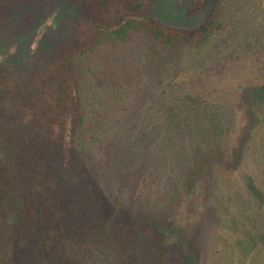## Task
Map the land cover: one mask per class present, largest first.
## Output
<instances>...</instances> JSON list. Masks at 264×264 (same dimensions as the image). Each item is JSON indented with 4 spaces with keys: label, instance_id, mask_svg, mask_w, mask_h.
I'll return each mask as SVG.
<instances>
[{
    "label": "rangeland",
    "instance_id": "1",
    "mask_svg": "<svg viewBox=\"0 0 264 264\" xmlns=\"http://www.w3.org/2000/svg\"><path fill=\"white\" fill-rule=\"evenodd\" d=\"M95 1L0 0V187L8 192H0V244L6 200L34 193L44 205L52 264H108L104 254L113 264H181L180 249L164 244L143 217L182 220L205 264L216 233L227 232L217 219L220 193L234 197L232 210L242 218L252 214L259 222L262 213L247 182L252 177L264 189V105L250 95L251 86L264 83V0H225L223 25L209 40L167 43L138 31L89 56L76 53L80 99L72 95L66 115L54 100L45 106L20 97L8 78L30 79L53 67L60 50L84 36ZM191 1L155 0L151 10L193 27L214 0L196 15L187 13ZM192 98L215 111L223 129H200L198 111L185 108ZM47 143L41 171L23 151ZM80 160L88 161L92 187L110 200L107 208H127L148 234L101 221L80 182ZM84 244L97 246L100 257Z\"/></svg>",
    "mask_w": 264,
    "mask_h": 264
},
{
    "label": "trees",
    "instance_id": "2",
    "mask_svg": "<svg viewBox=\"0 0 264 264\" xmlns=\"http://www.w3.org/2000/svg\"><path fill=\"white\" fill-rule=\"evenodd\" d=\"M154 1H95L94 18L91 23L85 25L84 36L78 38L72 46L61 49L53 67L48 66L30 79L22 78L20 81L13 77L8 78L12 80L10 81L11 88L17 90L20 97L26 98L29 102L33 99H43L41 102H44L46 106L54 100L57 102V109L60 113L66 115L63 112L67 111L72 95L76 96L77 102L80 99L77 89L79 75L75 70V62L71 58H75L76 53L89 56L105 41H127L138 31L151 33L167 43L190 41L193 36H200L204 40H209L215 32L213 30L216 27L221 28L223 25L220 20L223 15L222 5L225 0H214V4L204 20L193 27L180 26L159 19L151 10ZM208 1L192 0L187 8V13L190 15L200 13ZM36 82L39 87L32 91L33 83ZM250 95L255 106H263L264 83L251 86ZM203 103L200 99L192 98L186 101L185 108L190 114L198 111L197 121L200 129L202 128L205 132H207L206 129H223L222 123L217 120L216 112L210 107L202 105ZM53 119L55 120L56 117H53ZM203 133L200 132L201 137ZM17 135L18 132L16 131L12 137L14 138ZM47 145L48 143L44 147H37L34 151L27 149L23 151V157L26 156L29 163L34 162L35 164L36 162L39 166L36 168L42 171L43 169L40 166L45 162L43 153L45 155ZM87 162V160H80L79 162L80 182L86 188L87 195L92 198V204L95 210L99 212L101 221L105 222V225L106 222L119 223V229H123L130 223L133 224L137 234H148L145 229L137 227L138 223L134 222L137 219L133 216L131 218L127 208L112 207V211L107 208V205H111V202L101 189L92 187L93 181H89L91 177L86 169ZM58 180L62 185L65 182L68 187L69 179L64 173L59 174ZM247 186L255 201L261 207L260 221L252 220V214H246L242 218L232 210L234 197L231 194L224 195V192L220 193L216 198L218 223L220 222L222 228L227 229V232L232 231L233 233L232 235H226L227 232L224 233L223 231L216 233L213 252L205 257V264H213L211 263L212 256L216 257L214 264H250L251 260L252 262L257 260L259 264H264V189L252 177H249ZM5 189L6 186L0 187V192H4L5 197H7L8 192H5ZM6 205L5 217L1 220L4 230L1 232L3 240H1L0 251L6 250L5 245H8L9 255L5 258L0 253V262L6 264H52L49 261L52 259L51 255L48 260L45 254L50 248L45 246L47 234H45L46 229L42 211L44 205L40 196L34 193L23 194L10 199L8 202L6 200ZM143 222L153 228L162 238L164 244H172L180 249L181 264H201V256L196 250V244L191 243L190 238H188L189 232L182 220L162 219L158 221L157 219L150 220L143 217ZM84 246V249L91 252L95 259L100 257L101 250L97 246L92 244H84ZM104 256H106L108 264L114 263L107 254H104Z\"/></svg>",
    "mask_w": 264,
    "mask_h": 264
}]
</instances>
